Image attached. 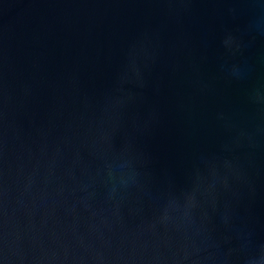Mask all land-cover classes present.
I'll return each instance as SVG.
<instances>
[{"label":"water","instance_id":"water-1","mask_svg":"<svg viewBox=\"0 0 264 264\" xmlns=\"http://www.w3.org/2000/svg\"><path fill=\"white\" fill-rule=\"evenodd\" d=\"M0 264H264V0H0Z\"/></svg>","mask_w":264,"mask_h":264}]
</instances>
